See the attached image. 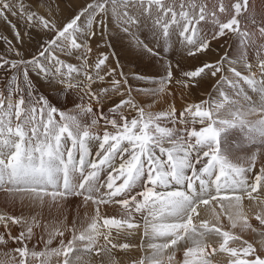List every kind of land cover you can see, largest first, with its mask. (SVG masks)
Returning a JSON list of instances; mask_svg holds the SVG:
<instances>
[{"label": "snow or ice", "instance_id": "6c2138e0", "mask_svg": "<svg viewBox=\"0 0 264 264\" xmlns=\"http://www.w3.org/2000/svg\"><path fill=\"white\" fill-rule=\"evenodd\" d=\"M63 3L0 0L17 42L0 54V194L34 213L0 212V264H264V2L90 0L60 19ZM109 18L154 75L110 59ZM227 36L235 58L212 59ZM234 130L260 147L238 154Z\"/></svg>", "mask_w": 264, "mask_h": 264}, {"label": "rangeland", "instance_id": "374dc122", "mask_svg": "<svg viewBox=\"0 0 264 264\" xmlns=\"http://www.w3.org/2000/svg\"><path fill=\"white\" fill-rule=\"evenodd\" d=\"M23 2L26 5H29L32 8V10H36V4H37L38 0H23ZM88 2H90V0H64V3L62 5V8L64 9V11H63L62 15L60 16V19L67 17L73 10L78 11L80 9V7L85 6L86 3H88ZM227 2H228V0H225V3H227ZM262 2H264V0H250V3L256 6L257 11H259V8H260V5ZM258 19H259V17H258ZM9 20H11L12 23L17 25V28L21 31V34L23 35L24 30H25L26 21H23L17 17H11V16H9ZM107 31L111 33V36L109 37V39L113 43V47L111 49H108V51H112V52L116 53L115 57H110V59L112 61H114L115 59H120V62H122V59H123V61L128 62L127 66L129 65L128 66L129 69L132 68V70H134V71L138 70L142 74L143 73H147L149 75L155 74V68L152 66L149 57L147 55L142 54L140 52V50L134 46V42L131 40L130 37H128L126 34H124L119 29V27H118V25L114 19L109 18ZM32 35L35 37L36 33L33 32ZM41 35H43V34H41ZM138 35H139V38L141 40H144L145 43L149 44V47H152V44L149 43V41L152 39V37L150 35H148L147 32H141ZM146 36H147V39H145ZM3 37H7L8 39L12 40L14 44L17 43L14 39L13 32H5L4 27L0 28V54H3L4 48H5V45L2 42ZM44 38L46 39L48 37H44ZM36 39L39 40L40 37H36ZM232 41L234 43L235 42L238 43L240 40L236 36L225 37L221 46L218 47V50L220 51V56H228L227 55L228 54L227 53L228 48L232 44H234ZM131 50L133 51V57L136 59V61H134V62L130 61V55H132V52H130ZM23 51H24L25 56H28L30 58V54H34L36 52L35 41L28 43L25 46V48L23 49ZM165 52L168 54V57L173 60L172 55L167 52V45L165 46ZM121 53H123V55H121ZM121 57H122V59H121ZM127 57H128L129 61H127ZM9 58H14V56H10ZM228 58L234 59L235 57L228 56ZM173 62H174V60H173ZM146 63L148 66H144ZM124 71L126 74L129 72V70H124ZM139 86H142V85H139V84H136L135 82H133V87H139ZM212 90L214 91V89H212ZM54 95H56V94H54ZM57 99H59L62 103L64 102L63 96L57 95ZM102 110L106 111V108L102 109ZM239 139L241 140V138H239L237 136H235L234 138H230L228 136V145L230 143L231 145L229 147L231 149H233L234 151H237L238 154H240V155H245L247 153L239 151L238 149L235 148V145H236V143L239 142ZM243 141H244V144L247 147H249V145L245 141V139H243ZM248 154H250V153H248ZM70 200H71V203L68 204V208H69L72 215L69 216V219H71L72 216L75 215L77 206L80 204V203L78 204L76 200H73V198H70ZM245 205L247 207V202H245ZM7 208L9 210H12L11 206H8ZM20 210L23 211L25 215L34 214V213H30L28 209H20ZM4 211H7V209L0 204V212H4ZM18 211H19V209H18ZM82 214H83V210H81V215ZM15 215H19V213L15 214ZM44 216H45V222H46L47 217H48V213H47L46 209L44 211ZM37 232L39 233V230H37ZM250 242H251V240H250ZM37 245L42 247V244H40V242L34 237L32 244H30V247L37 246ZM118 258H120V257L118 256ZM123 259L127 260V257L124 256Z\"/></svg>", "mask_w": 264, "mask_h": 264}, {"label": "bare ground", "instance_id": "6f19581e", "mask_svg": "<svg viewBox=\"0 0 264 264\" xmlns=\"http://www.w3.org/2000/svg\"><path fill=\"white\" fill-rule=\"evenodd\" d=\"M113 26V25H112ZM4 27V31L5 32H12V30H11V28H10V26H8V24L5 22V21H3V19H0V28H3ZM125 37V36H124ZM127 38V37H126ZM234 38V37H233ZM225 39V37L224 38H221L219 41H213V43H212V48H211V54H212V56H211V58L212 59H215L216 57H218V56H220V51L218 50V47L219 46H221V44H222V42H223V40ZM233 42V41H232ZM234 43V42H233ZM170 44H171V42H170ZM231 45V44H230ZM169 47V48H168ZM240 48V41L238 42V43H234V44H232L229 48H228V51H227V55L228 56H232V57H235V54L237 53V51H238V49ZM133 50V49H132ZM130 51V52H132V55H130V61L132 62H134V61H136V59L133 57V51ZM135 52V51H134ZM167 52L168 53H170L171 55H172V57H173V60H174V62L173 63H175L177 60H180L181 61V66L182 67H185V68H190L191 67V65H193V64H198V61L197 60H194V59H192V58H187V59H182V54H181V49H180V47L179 46H177V45H175V46H168L167 45ZM121 55H123V53H121ZM253 56H254V53H253ZM126 58V57H125ZM121 59H122V57H121ZM203 59V58H202ZM125 60V59H124ZM127 61H129L128 60V57H127ZM114 62V61H113ZM121 63V65L123 66V69L124 70H129V65L127 66V64H128V62H125V61H123V59H122V62H120ZM132 64V63H131ZM131 66V65H130ZM144 66H148L147 65V63L144 65ZM132 69V68H131ZM212 89H214L213 88V82L211 81V80H208V81H206L205 82V84L203 85V87L201 88V89H199V90H197L196 92H194V93H192V95L189 97V99H191V100H196L197 99V97H204V98H207V95H208V93H211L213 90ZM54 95V94H53ZM179 96H180V94L179 93H177V99H176V106H177V108H179L180 107V105L183 103V101H181L180 99H179ZM161 105H163L164 107H166V105L164 104V100H163V98H161L160 100H159V102H157L156 104H154L153 105V109L154 110H160V108H161ZM235 136H237V137H239V138H241V140L239 139V142L238 143H236V145H235V148L236 149H238L239 151H242V152H244V153H247L248 154V152L246 151V150H252L253 152L254 151H256L259 147H260V145H259V142H257L255 145H250V144H248L249 145V147H247L245 144H244V141H243V139H244V137H243V135L239 132V131H233V132H231V134L229 135V137L230 138H234ZM232 140V139H231ZM231 144L229 143V146H230ZM233 150V149H232ZM241 152V153H242ZM258 166H259V162H258ZM73 200H76L77 201V203L79 204L80 203V198L79 197H75V198H73ZM0 204L2 205V206H4V203H3V199H2V194H0ZM11 206V205H10ZM5 207V206H4ZM12 207V210H9L8 208H6L7 209V211L9 212V213H11V214H17V213H21V210L20 209H22L19 205H17V206H15V207H13V206H11ZM18 209H19V211H18ZM24 209H27V208H24ZM3 210V209H2ZM13 232L15 233V228H13ZM246 238H249L250 240H251V238L250 237H246ZM221 258H223V257H221Z\"/></svg>", "mask_w": 264, "mask_h": 264}]
</instances>
